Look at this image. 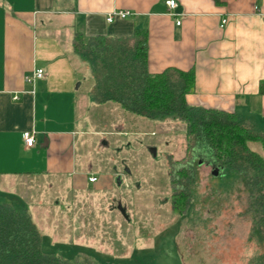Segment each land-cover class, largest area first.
Wrapping results in <instances>:
<instances>
[{
  "label": "crops",
  "instance_id": "crops-1",
  "mask_svg": "<svg viewBox=\"0 0 264 264\" xmlns=\"http://www.w3.org/2000/svg\"><path fill=\"white\" fill-rule=\"evenodd\" d=\"M165 1L0 0V204L29 213L24 196L31 190L17 193L12 182L45 178L62 180L70 197L125 207L119 189L130 169L120 153L141 147L146 132L139 128L152 119L123 109L105 89L97 92L91 57L73 49L75 33L100 47H132L144 38L145 72L191 71L187 106L230 113L264 138V0H174L171 10ZM117 11L129 14L106 21ZM37 68L42 75L31 78ZM122 114L126 128L117 122ZM24 132L32 145L24 144ZM257 147L264 157V145ZM144 148L156 153L152 143ZM31 220L43 250L66 244Z\"/></svg>",
  "mask_w": 264,
  "mask_h": 264
},
{
  "label": "rangeland",
  "instance_id": "rangeland-1",
  "mask_svg": "<svg viewBox=\"0 0 264 264\" xmlns=\"http://www.w3.org/2000/svg\"><path fill=\"white\" fill-rule=\"evenodd\" d=\"M84 44L77 49L82 59L98 52L99 43L91 52ZM117 119L124 120V128L127 127L124 115ZM184 127L176 119L142 122L139 129L146 133L140 138L141 147L120 153L130 169L126 187L119 189L124 208L115 204L108 209L104 197L99 198L100 202L90 195L70 197L62 180L37 178L26 185L14 181L13 190L22 195L31 190L28 197L24 196L32 209L30 218L52 239L66 243L56 247L55 252L60 256L62 253V257L68 253L66 259L70 262L262 264L264 224L257 225L262 234L258 240L250 229L252 216H261L253 215L243 177L233 178L230 174L219 179L211 176L210 168L203 164L190 168L193 176L188 204L181 214L171 210V194L175 187L184 184L180 176L171 180L175 178V164L190 157ZM151 130L152 134L147 132ZM149 143L156 148L152 155L144 148ZM257 146L255 143L252 148L259 152ZM69 242L76 246H67Z\"/></svg>",
  "mask_w": 264,
  "mask_h": 264
},
{
  "label": "trees",
  "instance_id": "trees-1",
  "mask_svg": "<svg viewBox=\"0 0 264 264\" xmlns=\"http://www.w3.org/2000/svg\"><path fill=\"white\" fill-rule=\"evenodd\" d=\"M143 42L144 38L132 47L123 42L104 43L101 47V42L86 45L90 52L95 44L100 47L98 52H91L90 58L94 63L95 89L97 92L105 89L108 99L147 119H176L184 123L190 157L178 166L175 164V178L171 180L180 176L184 184L175 187L171 194L173 212L181 214L188 204L193 176L190 168L203 164L210 168L213 177L231 174L233 178L245 179L253 215L261 216L257 219L252 216L251 234L260 240L262 234L257 225L264 224V157L252 145H264V138L237 123L230 113L187 106L184 94L192 87V72L175 69L145 72ZM81 44L80 35L75 33L74 51L78 52ZM60 254L41 248L38 232L25 210L0 204V264H92L87 260L70 262L66 259L68 253L65 257Z\"/></svg>",
  "mask_w": 264,
  "mask_h": 264
},
{
  "label": "built area",
  "instance_id": "built-area-1",
  "mask_svg": "<svg viewBox=\"0 0 264 264\" xmlns=\"http://www.w3.org/2000/svg\"><path fill=\"white\" fill-rule=\"evenodd\" d=\"M165 5L166 7L171 10L173 9L175 6H176V2L174 0H166L165 1ZM115 14L117 15L118 17L120 18H124L125 16H127L129 14V12L127 11H117V12H114V13H110L106 16V21H110L112 19V15ZM224 22V20H222V23ZM176 24L179 23L178 20L175 21ZM42 75V70L37 68L33 71L32 75H31V78H35V77H40ZM31 78L29 77L27 80H31ZM22 139H23V142L26 146H30L33 144L34 142V138L33 136L30 134V133H27V132H24L22 134ZM95 180V177L94 176H88L87 177V181L88 182H93Z\"/></svg>",
  "mask_w": 264,
  "mask_h": 264
}]
</instances>
